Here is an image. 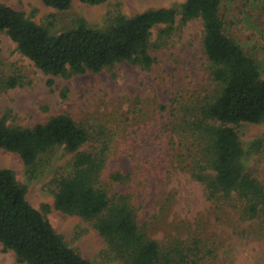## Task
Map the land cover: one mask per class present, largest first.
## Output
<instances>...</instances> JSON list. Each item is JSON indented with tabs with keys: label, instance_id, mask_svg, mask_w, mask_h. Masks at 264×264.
Segmentation results:
<instances>
[{
	"label": "rangeland",
	"instance_id": "obj_1",
	"mask_svg": "<svg viewBox=\"0 0 264 264\" xmlns=\"http://www.w3.org/2000/svg\"><path fill=\"white\" fill-rule=\"evenodd\" d=\"M23 12L52 35L70 30L76 19L104 28L118 13L133 17L149 9L172 8L185 0H108L93 6L75 0L67 11H58L39 0H0ZM228 0L221 13L225 33L252 58L264 79V0ZM177 17L169 38L152 32L150 69L119 64L98 73L51 77L23 56L5 34L0 36V119L9 126L31 128L51 117L66 114L89 129L96 138L81 151L108 145L110 166L132 177L127 184H109L110 197L127 194L140 227L149 237L163 242L177 236L200 235L212 251L204 264H264V221H244L238 210L211 204L203 186L187 168L190 139H181L175 128L189 117L188 109L213 94L210 69L203 52V26L197 19L186 24ZM16 81L14 88L6 82ZM49 79L54 80L52 86ZM245 150L246 169L264 186V122L234 126ZM173 138V140H172ZM260 141L258 151L249 146ZM74 155L63 148L44 154L34 179L16 153L0 148V169L11 170L26 187L27 200L44 213L67 245L92 264H121L93 227L78 216L54 209L56 182L68 170ZM193 232V233H192ZM0 264H21L0 244Z\"/></svg>",
	"mask_w": 264,
	"mask_h": 264
},
{
	"label": "trees",
	"instance_id": "obj_2",
	"mask_svg": "<svg viewBox=\"0 0 264 264\" xmlns=\"http://www.w3.org/2000/svg\"><path fill=\"white\" fill-rule=\"evenodd\" d=\"M58 11H67L75 0H39ZM97 6L108 0H78ZM228 0H185L172 8L149 9L133 17L118 13L104 28L76 19L74 28L52 35L23 12L0 1V36L5 34L39 70L51 77L98 73L119 64L150 69L152 32L169 38L177 17L186 24L201 20L203 52L208 59L213 94L188 109L189 117L175 128L187 146L191 177L204 188V195L219 209L230 207L241 219L264 221V186L245 166L247 152L234 126L264 122V79L255 61L225 33L221 13ZM255 2L258 0H246ZM54 84L49 79L48 85ZM16 81L6 82L14 88ZM96 138L69 115L51 117L31 128L9 126L0 119V148L16 153L34 179L35 167L46 153L63 148L74 155L68 170L56 182L54 209L78 216L93 227L121 264H204L212 251L193 233L160 242L140 227L127 194L109 195V184H127L131 173L109 163L110 149L81 151ZM173 140V138H172ZM260 141L249 150L258 151ZM44 213L50 206L43 207ZM43 212L27 200V189L9 169H0V244L12 251L21 264H92L70 248ZM213 253V252H212Z\"/></svg>",
	"mask_w": 264,
	"mask_h": 264
}]
</instances>
